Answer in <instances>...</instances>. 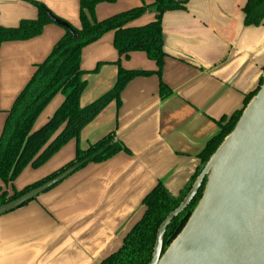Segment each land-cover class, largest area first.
Here are the masks:
<instances>
[{
    "label": "crops",
    "instance_id": "crops-1",
    "mask_svg": "<svg viewBox=\"0 0 264 264\" xmlns=\"http://www.w3.org/2000/svg\"><path fill=\"white\" fill-rule=\"evenodd\" d=\"M45 5L56 17L80 29V0H0V25L16 28L36 20ZM155 0H117L100 4L96 19L144 6ZM248 0H190L187 9L163 18L167 54L162 76L145 53L120 57L114 33L83 50L81 68L87 88L86 107L108 92L118 78L120 62L127 70L152 72L137 77L81 132L39 169L31 166L9 194L20 191L74 160L107 135L129 150L90 164L22 208L0 217V264H101L120 249L144 214L143 200L158 185L174 196L187 187L202 165L200 155L220 132L219 123L244 107L264 75V20L246 26ZM148 11L132 26L154 22ZM66 30L54 23L31 40L4 43L0 49V137L8 111ZM96 71V72H95ZM161 81L171 91L161 97ZM57 95L35 124L44 126L63 104ZM2 182V181H1Z\"/></svg>",
    "mask_w": 264,
    "mask_h": 264
},
{
    "label": "trees",
    "instance_id": "trees-1",
    "mask_svg": "<svg viewBox=\"0 0 264 264\" xmlns=\"http://www.w3.org/2000/svg\"><path fill=\"white\" fill-rule=\"evenodd\" d=\"M117 0H80L81 28L73 27L76 37L66 31L50 56L36 67V71L8 111V116L0 137V180L6 187L15 181L31 166L39 169L71 140L79 141L82 130L93 121L111 102L120 103L125 87L135 78L153 75L152 72L124 69L120 62L118 78L114 88L93 102L82 107L81 97L87 88L86 74L81 68L83 50L108 33H114V46L120 57L129 58L141 52L154 61L162 76V66L167 56L165 52L163 18L172 11L186 10L190 0H155L150 6L135 8L103 21L96 19V8L100 4H112ZM39 10L36 20H25L16 28L0 25V49L4 43L27 41L40 36L45 27L53 22L48 17L51 12L45 5L32 1ZM148 11L156 14V19L147 25L135 27L132 24ZM246 26H260L264 20V0H248L243 9ZM52 13V12H51ZM96 72V71H95ZM263 83L261 78L258 89L248 95L242 110L228 120L220 123V132L207 144L200 155L202 165L179 196L172 195L162 183L143 200L144 214L132 227L118 251L104 259L101 264H149L153 257L158 231L167 216L184 201L206 163L233 131L244 109L257 94ZM161 97L171 93L161 81ZM65 100L50 120L40 129L35 124L45 109L57 95ZM129 153L111 133L87 149L77 148L74 160L51 175L14 190L12 194L0 187V206L14 201L26 193L52 181L71 168L80 166L77 171L90 164L110 160L121 152ZM76 171V172H77ZM201 188L192 204L167 229L164 238V252L185 227L204 192ZM36 200V199H35ZM27 205V204H26Z\"/></svg>",
    "mask_w": 264,
    "mask_h": 264
},
{
    "label": "water",
    "instance_id": "water-1",
    "mask_svg": "<svg viewBox=\"0 0 264 264\" xmlns=\"http://www.w3.org/2000/svg\"><path fill=\"white\" fill-rule=\"evenodd\" d=\"M49 19L76 37L73 27ZM80 166L0 206L16 211L72 176ZM203 195L180 234L164 252L168 227ZM149 264H264V75L233 131L204 166L184 201L161 225Z\"/></svg>",
    "mask_w": 264,
    "mask_h": 264
},
{
    "label": "rangeland",
    "instance_id": "rangeland-1",
    "mask_svg": "<svg viewBox=\"0 0 264 264\" xmlns=\"http://www.w3.org/2000/svg\"><path fill=\"white\" fill-rule=\"evenodd\" d=\"M0 183L2 184L1 180H0Z\"/></svg>",
    "mask_w": 264,
    "mask_h": 264
}]
</instances>
